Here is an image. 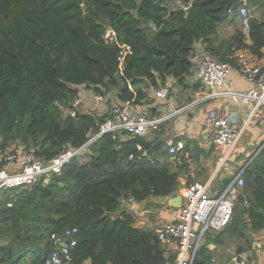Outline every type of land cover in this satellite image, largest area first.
I'll use <instances>...</instances> for the list:
<instances>
[{
	"label": "trees",
	"instance_id": "16d2710c",
	"mask_svg": "<svg viewBox=\"0 0 264 264\" xmlns=\"http://www.w3.org/2000/svg\"><path fill=\"white\" fill-rule=\"evenodd\" d=\"M172 1L0 0V151L22 145L49 162L81 148L108 116L66 113L80 87L138 104L143 84L182 85L192 75L196 45L232 69L238 52L262 57L264 21L220 38L238 0H181L190 3L187 12L169 11ZM174 165L161 143L104 136L31 192L0 191V264H45L50 235L67 228L78 230L79 264H171L157 236L133 228L121 206L172 195L180 176ZM243 179L230 222L201 245L193 264H215L209 246L226 241L239 244L240 259L264 231V148Z\"/></svg>",
	"mask_w": 264,
	"mask_h": 264
},
{
	"label": "built area",
	"instance_id": "2783aa9c",
	"mask_svg": "<svg viewBox=\"0 0 264 264\" xmlns=\"http://www.w3.org/2000/svg\"><path fill=\"white\" fill-rule=\"evenodd\" d=\"M189 7L190 3L184 4L181 0L167 4L168 10L171 12L178 10L187 12ZM227 16L237 18L242 32L247 34L252 18L248 0H238L237 5L227 11ZM235 62L237 72L252 84L251 89L247 92L237 93L227 89V81L232 72L229 65L202 53L196 54L193 58L192 75L197 82L202 84L207 93L197 99L195 103L201 104L218 98H228L243 104L253 101L257 106L264 103V68L252 63L244 52L235 54ZM79 89L82 92L85 91L83 87ZM153 94L156 99L166 100L169 90L166 87H159L153 90ZM80 104L79 99H76L71 108L66 110V113L72 118L75 117ZM172 116L174 115L153 116L147 108H137L128 102H118L111 107L108 117L99 126L97 133L90 137L85 147L69 148L49 162L36 158L32 152L25 151L21 155L17 153L12 156H4L0 161V191L20 189L31 192L40 179L59 174L71 159L80 156L97 139L110 136L114 141L123 142L133 138H144L151 130L158 128ZM206 124L213 130L211 138L213 150L231 152L239 140L240 128L234 122L223 119L214 111L208 112ZM183 149L184 144L176 142L169 148V154L173 156ZM243 187V176L238 174L220 192L217 190L214 193L211 192V181L196 182L184 190L183 206L174 214L173 221L164 225L156 234L163 247L171 243L176 244V255L171 264H193L204 236L210 231H222L230 222ZM77 237L78 230L76 228H67L61 233L51 234L49 238L51 251L45 258V264H79L73 256V249L78 244ZM259 244L261 243H253L252 251L261 249L264 251V244H261L262 247ZM81 264H87V262ZM228 264H248V262L234 257Z\"/></svg>",
	"mask_w": 264,
	"mask_h": 264
},
{
	"label": "crops",
	"instance_id": "0c3cea01",
	"mask_svg": "<svg viewBox=\"0 0 264 264\" xmlns=\"http://www.w3.org/2000/svg\"><path fill=\"white\" fill-rule=\"evenodd\" d=\"M262 6L264 7V4ZM248 7L252 12L251 20L264 21V8L263 13L262 11L258 13V5L253 7L251 4L250 7L248 3ZM229 21L219 30L221 39L229 38L237 30L242 32L237 18L230 17ZM200 51L201 47L196 45L195 53ZM261 52L262 57L256 59L244 51L252 63L264 68V49ZM142 86L145 97L138 104H132L133 106L147 108L153 116L157 117L174 115L166 119L158 128L151 130L144 139L163 145L166 154L174 160L173 172L180 170L179 183L177 190L167 198H149L141 203L123 201L121 208L129 211L134 217L133 228L156 235L164 225L173 221L174 214L183 206V192L189 185L196 182L205 183L217 176L218 187L223 191L238 174L244 176L245 170L264 148V103L257 106L253 101L243 104L228 98H218L197 104L195 101L206 94L207 90L195 80L193 75L186 78L182 85H179L176 80L167 79L165 85L160 86L169 90L166 100L156 99L153 94L155 89L148 88L145 84ZM251 87L252 84L233 68L227 81V89L243 93L249 91ZM87 92L92 94L85 90L80 95L81 107L84 110H91L90 102L85 97ZM210 111L217 112L223 119L234 122L240 128L239 140L231 152L213 150L211 146L213 130L206 124V116ZM81 113H87V111H81ZM176 142H182L184 149L171 156L169 148ZM256 146H259L257 152L248 159V153L252 152ZM85 161L87 158L83 159V162L80 159L82 163ZM179 198L181 199L178 202L180 207L170 205L172 200ZM253 238V243L261 241L264 239V231ZM163 250L166 259L175 258V243L164 246ZM263 254V249L253 250L239 257L251 259L252 264H264Z\"/></svg>",
	"mask_w": 264,
	"mask_h": 264
},
{
	"label": "rangeland",
	"instance_id": "374dc122",
	"mask_svg": "<svg viewBox=\"0 0 264 264\" xmlns=\"http://www.w3.org/2000/svg\"><path fill=\"white\" fill-rule=\"evenodd\" d=\"M248 3L250 4V7H251V4L253 7H255L256 5H258V8H259V12H261L263 10V4H264V0H248ZM250 11V10H249ZM251 12V11H250ZM263 13V11L261 12ZM252 15V12L250 13ZM83 92L79 89V94L81 95ZM111 93V94H110ZM109 94H106V96L103 97H99V96H95L93 93L90 95L89 92L85 93V97L88 99V101L90 102V105L92 108L91 110H84L81 106L82 104V101L80 99V96H79V101L81 102L80 104V108L77 110L78 112H86L87 113H92V114H95L99 117H103V116H108L109 115V112H110V109L113 105H116L118 104V101L115 97V94L113 92H110ZM81 110V111H79ZM2 143V141L0 140V144ZM19 148L16 149V145H13L12 143L6 145V147L4 148L3 151H0V161L1 159L6 156V155H11L12 154H17L18 155L24 153L25 152H31V151H27V150H24L23 149V146L22 145H18ZM259 146H256V148L254 150H252V152H249L248 153V159H251V157L257 152V148ZM16 151V153H15ZM83 159H86L85 157H81V161L83 162ZM217 176L216 177H212L211 178V183H212V188H211V192L214 193L216 190L217 191H222L220 189L222 188H219L218 187V181H217ZM206 183V182H205ZM219 232V231H210L206 234V236H204L203 238V241L202 243L200 244V247L202 245L205 246L207 245V243L205 242H208V238L212 235H216V233ZM259 243L261 244H264V239H262L261 241H259ZM259 244L261 247L262 245ZM239 244L236 243V242H230V241H226L224 242L223 244L221 245H218L216 246L215 248L212 247V246H209V249L212 250L211 251V255L213 256L214 258V262L215 264H228L232 258L236 257L235 255V252H236V248ZM199 247V248H200ZM256 248V247H255ZM258 249V248H256ZM264 255V254H263ZM264 257V256H263ZM262 257V258H263ZM245 261H248V264H252L251 262V259H244Z\"/></svg>",
	"mask_w": 264,
	"mask_h": 264
},
{
	"label": "water",
	"instance_id": "95a60500",
	"mask_svg": "<svg viewBox=\"0 0 264 264\" xmlns=\"http://www.w3.org/2000/svg\"><path fill=\"white\" fill-rule=\"evenodd\" d=\"M87 146L86 144L84 145V147ZM181 199H176V200H172V202H170L171 206H175V207H180V205L178 206V202H180Z\"/></svg>",
	"mask_w": 264,
	"mask_h": 264
}]
</instances>
